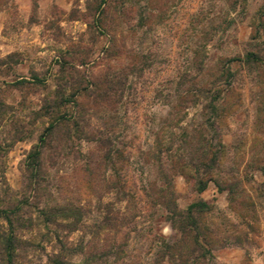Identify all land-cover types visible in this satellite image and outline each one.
I'll return each mask as SVG.
<instances>
[{
  "label": "rangeland",
  "instance_id": "obj_1",
  "mask_svg": "<svg viewBox=\"0 0 264 264\" xmlns=\"http://www.w3.org/2000/svg\"><path fill=\"white\" fill-rule=\"evenodd\" d=\"M48 102L66 121L30 173ZM263 169L264 0H0L14 264H264Z\"/></svg>",
  "mask_w": 264,
  "mask_h": 264
},
{
  "label": "trees",
  "instance_id": "obj_2",
  "mask_svg": "<svg viewBox=\"0 0 264 264\" xmlns=\"http://www.w3.org/2000/svg\"><path fill=\"white\" fill-rule=\"evenodd\" d=\"M59 106L60 105L57 102L55 103L48 102L47 105L43 106L44 113L45 115L49 116L50 120L48 121V124L44 127L43 131L39 134L37 142L31 146V150L26 155L25 168L27 170H30V173H33L34 172L33 170H36L35 168L36 162L39 159L41 149L45 145L46 140L54 133V131L56 130V128H58L60 124L64 123L62 120L66 121V118L64 119V116L59 115V108H60ZM72 123L74 124V126H76L77 124V122L74 120H72ZM208 162L210 164L212 162L211 159H208ZM209 164H207L206 166V171H208V169H210V167L213 165V163H211V165ZM32 176L33 175H30V178ZM206 181L207 178L206 179L196 178L195 181L193 182V188L195 189V191L198 193L201 192L206 187V183H207ZM17 209H18L17 206H14L13 208L5 207L0 209V218H3L8 223V232H6L5 234L2 233L1 234L2 239L0 240V251L3 254L2 258L5 260L6 264H14L15 252H16V248L18 247V239L16 238V234L14 231L15 226L19 224L18 220L20 219L18 217L19 215L17 213ZM209 209H210L209 204L200 198L191 202L187 206L185 210L186 214L184 215L189 220L187 226H189V228H191L194 231L196 230L199 231L198 227L200 225L196 218V214L207 212L209 211ZM172 211L175 212L173 213L172 217H174V214H176L177 216L178 214L179 216L182 215L181 212L177 211L175 204L172 206ZM42 213L46 216L44 217L43 220L44 224L53 222L52 220L54 219H51L52 218L51 216L54 214L53 212L46 213L42 211ZM58 245H59V250L61 251L67 250V247L63 244L61 240H58ZM56 257L57 258L52 259L53 264H74L71 263L70 261H64L63 258H59L58 256Z\"/></svg>",
  "mask_w": 264,
  "mask_h": 264
}]
</instances>
